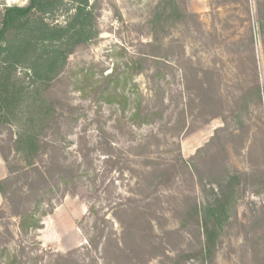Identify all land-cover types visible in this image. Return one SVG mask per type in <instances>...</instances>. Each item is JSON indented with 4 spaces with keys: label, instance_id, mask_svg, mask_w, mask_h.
Listing matches in <instances>:
<instances>
[{
    "label": "rangeland",
    "instance_id": "rangeland-1",
    "mask_svg": "<svg viewBox=\"0 0 264 264\" xmlns=\"http://www.w3.org/2000/svg\"><path fill=\"white\" fill-rule=\"evenodd\" d=\"M65 1L68 5L72 3V0ZM159 1L98 0L101 7L99 35L70 55L56 88L60 94L65 93L64 109L70 111L73 107L79 116L74 134L70 136L73 142L67 150L69 156H78L80 148L85 153L90 149L89 158L94 159L92 170L96 168L100 175L91 171L84 176V184L77 192L58 196L53 213L43 217L44 227L32 234L21 235L18 219L7 214L0 220V229L7 225L12 230L11 249L24 246L32 254L41 249L48 259L40 264H48L52 254L74 250L89 262V258L96 256L90 248V255L87 253L94 221L89 211L91 202L100 215L106 214L109 219H113L111 212L117 203L137 205L148 216L152 215L157 240L171 243L169 247L177 250L196 248L199 245L197 232L191 234L190 230L181 229L178 213L185 200L196 197L202 213L210 221V242H215L217 251L214 264H264V225L253 230L250 224L254 203L263 202L264 194H242L238 200V221L232 212L223 223L211 209L198 180L178 167L168 187L145 186L149 181L145 171L152 170L147 161L156 168L176 164L173 160L178 146L187 159L202 148L205 162L215 161L219 167L231 171L249 170L252 163L264 162V0H181L190 16L162 36L161 43L173 44L172 52L163 60L171 67L166 70L163 81L170 108L163 119L137 126L129 119L131 109L140 96L145 105L154 102V88L148 76L154 65L149 61L151 66L146 72L136 73L131 60L139 55L144 44L152 41L146 23ZM27 2L0 0V15L6 6H23ZM64 18L63 14H58L51 19L63 22ZM196 72L198 78H195ZM114 73V77L104 78ZM185 74L189 76L187 79ZM256 78L262 88L263 102L252 107L245 117L249 137L244 136L242 141L230 138L227 152L222 143L225 137L214 140L213 137L216 130L225 125L224 119L235 108L238 97ZM116 84L119 93L127 95L130 103H125L121 95L113 101L107 99L106 95ZM210 90L214 103L221 106L199 105ZM219 97L222 102L217 101ZM183 108L186 124L181 129ZM18 131V125L8 124L0 133V179L8 175L2 149L7 154L11 151V139ZM80 136L84 137L83 144H80ZM98 142H103L102 149L107 143L112 144L116 161L113 166L106 168ZM140 142L151 145L149 154L138 152ZM250 149L251 155L248 154ZM98 186L100 198L88 201L84 190L93 191ZM0 207L8 212L1 194ZM119 229V224L115 223L114 230L118 234ZM254 243L259 245L257 256ZM148 264H162V257L157 256ZM186 264L201 262L193 259Z\"/></svg>",
    "mask_w": 264,
    "mask_h": 264
},
{
    "label": "trees",
    "instance_id": "trees-1",
    "mask_svg": "<svg viewBox=\"0 0 264 264\" xmlns=\"http://www.w3.org/2000/svg\"><path fill=\"white\" fill-rule=\"evenodd\" d=\"M100 10L98 0L93 3L90 0H72L70 5L65 0H28L23 6L4 7L0 15V133L8 124L19 127L11 139V151L7 154L2 149L8 175L0 179V194L8 212L0 207V220L7 214L17 218L21 235L42 229L43 217L53 213L58 196L77 192L84 184L85 175L91 171L100 175L96 168L92 170L94 159L89 158L90 149L85 153L80 148L78 156H69L67 150L73 142L70 136L74 134L79 116L73 107L70 111L64 109L65 93L60 94L56 88L70 55L98 37ZM58 14L65 16L63 22L51 19ZM189 16L183 1L160 0L148 19L146 27L152 41L143 45L139 55L131 60V65L136 73L146 72L150 63L154 65L148 75L154 88V102L152 100V104L145 105L142 96L134 100L129 117L133 125L142 126L161 120L170 108L171 101L166 98L163 81L166 70L171 68L164 61L172 52L173 44H161L162 36L172 27L186 22ZM194 75L199 77L197 72ZM114 76L115 73L104 78ZM184 77L187 79L189 76L185 74ZM119 92L116 84L106 97L113 101L121 95L125 103H130L129 97ZM262 99V88L256 78L238 97L235 108L225 117V125L216 130L213 140L224 136L223 148L228 152L226 145L231 142L230 138L233 141H242L244 136L248 138L250 130L245 117L252 107L262 104ZM217 101L222 102V98ZM214 102L210 90L199 105L205 108L221 106ZM180 116L183 129L186 124L184 108ZM83 139L80 136V144H83ZM97 144L105 156L106 168L113 166L116 161L112 144L107 143L104 149L101 147L103 142ZM137 148L143 155L151 152V145L147 142H140ZM178 148L173 160L176 164L168 163L156 168L147 161L152 170L145 171L149 178L146 187H168L178 167L198 180L211 209L223 223L229 220L232 212L238 221V200L242 194H264V162L252 163L249 170L231 171L227 167H219L215 161L205 162L202 148L188 159ZM251 153L250 149L248 154ZM99 189L98 186L93 191L84 190L88 201L93 197L100 198ZM182 206L178 211L180 227L190 230L191 234L197 232L199 245L196 248L177 250L169 247L171 243L168 245L157 240L152 215L148 216L137 205L117 203L111 212L113 219H109L106 214L100 215L91 202L89 211L94 221L87 253L90 255V248L96 256L87 262L86 257H79L75 250L55 253L48 264H148L157 256L162 257V264H186L193 259L200 260L201 264H214L217 251L215 242H210L209 219L202 213L196 197H189ZM254 206L250 224L256 230L264 225V201L259 205L254 203ZM115 223L119 224V234L114 230ZM13 239L12 230L4 225L3 230L0 229V264H40L48 259L41 249L33 254L24 246L11 249L9 244ZM258 250L259 245L255 244V256ZM173 251L176 253L171 254Z\"/></svg>",
    "mask_w": 264,
    "mask_h": 264
}]
</instances>
